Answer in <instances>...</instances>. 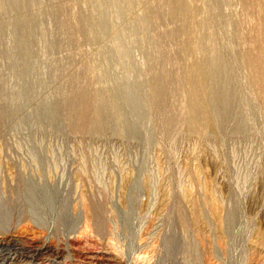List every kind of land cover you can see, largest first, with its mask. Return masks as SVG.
<instances>
[{
    "label": "rangeland",
    "instance_id": "374dc122",
    "mask_svg": "<svg viewBox=\"0 0 264 264\" xmlns=\"http://www.w3.org/2000/svg\"><path fill=\"white\" fill-rule=\"evenodd\" d=\"M172 1L0 0V264H264V0Z\"/></svg>",
    "mask_w": 264,
    "mask_h": 264
},
{
    "label": "bare ground",
    "instance_id": "6f19581e",
    "mask_svg": "<svg viewBox=\"0 0 264 264\" xmlns=\"http://www.w3.org/2000/svg\"><path fill=\"white\" fill-rule=\"evenodd\" d=\"M117 0H113V2H116ZM125 1H127L128 3H127V6L125 7L124 6V10H125V13H126V11L127 12H129L130 10H131V4H133V0L132 1H130V0H125ZM130 2H132V3H130ZM100 2L98 1V4H99ZM117 3V2H116ZM130 3V4H129ZM120 4V3H119ZM122 4H125V3H123L122 2ZM121 4V5H122ZM137 4V3H136ZM166 5H168L169 7H168V9H166L170 14L172 13H174V12H176V11H179V12H185L186 13V10H182V8H180L178 5H177V3H176V1H172V0H166ZM133 6H135L136 7V5H134L133 4ZM132 6V7H133ZM134 7V8H135ZM118 8V7H117ZM116 8V9H117ZM126 8V9H125ZM134 8H132V10L133 11H131V12H134ZM99 10V9H98ZM136 10V9H135ZM137 10H140L139 8L137 9ZM117 11V10H116ZM136 12V11H135ZM121 15L123 14V13H121V12H119ZM138 13V12H137ZM130 14V13H129ZM128 14V15H129ZM132 15V14H131ZM134 15H136V14H134ZM127 16V15H126ZM133 17V16H132ZM131 17V18H132ZM130 18V17H129ZM134 18V17H133ZM138 19H140V18H138ZM134 20V19H133ZM144 19H140L139 20V23L138 24H142V23H144V21H143ZM147 25V24H146ZM119 27V26H118ZM145 27V26H144ZM118 28L117 27H115V29H114V31L115 30H117ZM121 29V28H120ZM120 29H118L119 31L117 32V33H119V34H121V31H120ZM114 33V32H113ZM117 36V35H116ZM119 37H120V35H118ZM117 36V37H118ZM118 40H120V39H118ZM122 41V40H121ZM115 43H116V41H115ZM123 43V42H122ZM120 47H121V43H119V41H118V43H116V49H120ZM192 48V47H191ZM194 48V47H193ZM192 48V49H193ZM181 50V49H180ZM190 51V50H189ZM180 54V53H179ZM183 54V53H182ZM167 57V56H166ZM262 57H263V59H264V50H263V52H262ZM168 58V57H167ZM246 65H247V68H248V70H249V72H251L253 69H255V67L257 66V63L256 62H254L252 59H251V57L250 56H248V57H246ZM202 70H201V68H200V66L198 65V63L197 62H192L191 63V65L189 66V68H188V70L187 71H183V72H181V74H182V76L180 75V77H181V80H182V78H184V77H189V81H190V83H189V89L187 90L188 92V95H187V99L185 100L186 102H185V109L186 110H190L189 112H192V109L195 107V105L196 104H198L197 102L200 100V98L201 97H205V96H203V93L205 92V88H206V80L204 79V77H203V75H202ZM154 76V75H153ZM184 76V77H183ZM156 77V76H155ZM153 82V81H152ZM185 82H186V80H185ZM154 83V84H153ZM151 85H152V87H151V91H152V101L153 102H158L159 101V98H160V94L158 93L159 91H156V89L155 88H157V86L155 87V85H156V83L155 82H153ZM183 83V82H182ZM150 85V86H151ZM181 85H183V84H181ZM185 87V86H184ZM183 87V88H184ZM159 88V87H158ZM157 90H159V89H157ZM161 90V89H160ZM185 90V89H184ZM183 93H184V91H183ZM185 93H186V91H185ZM205 94V93H204ZM186 95V94H185ZM203 99H205V98H203ZM202 99V100H203ZM91 101V100H90ZM89 101V102H90ZM88 102V101H87ZM86 103V102H85ZM203 103V102H202ZM88 104V103H87ZM90 104V103H89ZM85 109V108H84ZM87 109H89V112L88 113H86V114H88V115H84V116H86V118H85V120H84V126H86V127H88L91 123H97V122H99L100 120L99 119H97V118H93V114H94V112H95V105H94V102L93 103H91V105L89 106V108H88V106H87ZM195 109V108H194ZM196 110H199V109H196ZM193 111H195V110H193ZM200 111V110H199ZM205 111V110H204ZM203 111V112H204ZM86 112H87V110H86ZM197 112V111H196ZM193 113V112H192ZM195 113V112H194ZM205 113V112H204ZM79 114V113H78ZM189 114V113H188ZM195 114H199V113H195ZM169 115V114H168ZM202 115V114H201ZM193 116V115H192ZM82 117V116H81ZM193 118H194V116H193ZM197 118L198 117H196L195 118V120H193L192 119V121L190 120V122H188V120L186 119V121H187V123H188V125L189 126H195V125H198L200 122H199V119L197 120ZM168 119V118H167ZM164 120H166V119H164ZM185 121V122H186ZM199 122V123H198ZM202 123V122H201ZM98 124V123H97ZM185 125H187V124H185ZM202 125V124H201ZM191 126V127H192ZM193 126V127H194ZM187 127V126H186ZM196 127V126H195ZM199 128H201L200 127V124H199ZM193 129V128H192ZM195 129H197V128H195ZM88 207V206H87ZM8 243V242H7ZM1 245V244H0ZM1 247H3V246H1ZM2 251V250H1ZM28 254V253H27ZM25 256V255H24Z\"/></svg>",
    "mask_w": 264,
    "mask_h": 264
}]
</instances>
